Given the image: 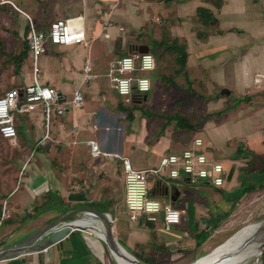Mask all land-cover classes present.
Here are the masks:
<instances>
[{
  "label": "crops",
  "instance_id": "crops-1",
  "mask_svg": "<svg viewBox=\"0 0 264 264\" xmlns=\"http://www.w3.org/2000/svg\"><path fill=\"white\" fill-rule=\"evenodd\" d=\"M17 3L22 11L31 14L39 30L47 32L52 23L60 20L83 28L88 45L48 42L41 56L40 83L58 94L66 113L54 122L52 140L36 150L34 162L28 159L22 167L21 177L27 188L25 194L10 202L3 218L7 226L0 238V251L62 219H66L64 225L77 230L45 247L52 232L48 233L21 254L0 264H121L113 257L106 236L85 232L93 228L104 235L106 232L105 222L87 212L90 209L109 216L118 246L142 264L197 263L245 228L236 232L245 220L246 208L264 194V0H19ZM161 6L167 12L173 6L177 20L192 19L199 15L200 9L217 20L215 32L206 31L204 38L197 32L191 40L186 39V47L178 44L185 47L183 53L187 59L183 60L181 72L177 70L175 74L194 68L190 92L214 109L221 107L216 109V119L211 117L202 127L192 130L181 125L179 114L169 112L164 113L168 119H161L164 130L155 131L151 117L148 120L146 115L138 114L136 106L133 110L129 108L133 104L142 107L148 95L147 100L125 104L116 98L107 76L120 59L115 57L116 52L129 55L137 48L127 42L132 27L139 18L142 25H152L154 18H163L156 11H161ZM21 18L24 19L23 15ZM123 28L128 29V35H122ZM50 48L56 55L50 53ZM64 53L67 56H61ZM87 59L98 77L85 83L83 67ZM164 59H156V69L147 73L150 79L160 69L164 77H169L167 68H162ZM174 59L177 64L182 60L178 54ZM257 76H263L259 84L255 82ZM29 81L31 84L33 73ZM153 86L152 82V90ZM217 87L229 90L230 94L221 92L213 100L205 97L212 95ZM19 88L23 86L14 89ZM78 88L84 93V101L81 109H74L70 102ZM233 92L236 96L230 103L228 96ZM239 99L243 101L240 104ZM173 100L184 99L178 95ZM122 108H128V112ZM38 109L15 117L18 133L15 143L19 141L28 157L32 155L28 141L35 146L44 135L35 129L34 121L39 120L43 130L42 109L41 112ZM140 117L142 123L136 130ZM194 130L205 132L209 140L201 138L209 145L210 157L224 163V185L198 181L200 186L190 190L182 188L193 184L187 178L175 179L176 185L168 187L169 199L162 201L173 204L181 212V221L169 230L163 216L156 223L144 217L135 222L129 220L122 158L129 159L136 170H148L164 156L188 148L200 137L193 136ZM30 132V137L25 135ZM89 141L98 142L104 152L118 157L94 159ZM0 218L3 220L1 215ZM263 224L264 220L250 225L255 229ZM9 236H13L11 243L4 241ZM253 244L259 245L258 252L251 251L250 257L245 256L240 264H248L251 258L255 264H264V245Z\"/></svg>",
  "mask_w": 264,
  "mask_h": 264
},
{
  "label": "built area",
  "instance_id": "built-area-1",
  "mask_svg": "<svg viewBox=\"0 0 264 264\" xmlns=\"http://www.w3.org/2000/svg\"><path fill=\"white\" fill-rule=\"evenodd\" d=\"M2 4L11 5L30 23L28 40L33 60V81L29 86L13 89L0 97V137L3 140L15 142L18 135L16 115L31 113L41 108L42 115H44L45 132L35 145L32 157L37 149L47 145L52 140L51 118L53 112L56 111L59 117L66 113V108L60 105L62 100L58 94L52 88L40 83L39 60L47 50V43L51 42L57 45L83 44L87 46L88 41L83 28L73 27L60 20L52 23L49 31H42L35 26L32 17L16 5L15 0H2ZM133 50L129 55L120 58L107 74L112 88L125 104L132 103L135 98H144L152 90V81L147 73L156 69V59L151 52L140 53L135 48ZM97 77L91 61L87 59L83 67V81L85 83L93 82ZM262 79L263 76H257L256 82L259 84ZM83 101L84 93L78 88L71 99V106L74 109H81ZM89 145L94 159L101 156L118 157L117 154L104 152L96 141H89ZM204 146V140L197 137L181 153L164 156L160 160L158 169L136 170L129 159L122 158L126 186L125 207L129 220L135 222L144 217L148 222L156 223L163 216L167 230L180 223L181 212L171 203H165L162 199L156 198L159 194L165 195L168 189L160 177L162 172L169 179L185 177L190 183L209 181L215 186H223L226 174L225 166L222 162L212 159L207 148V151H203ZM28 162L23 171H25ZM151 176H155L154 178L157 179L152 193L150 192L151 182L149 181ZM6 214L7 210L4 209L2 219ZM85 232L93 233L88 230Z\"/></svg>",
  "mask_w": 264,
  "mask_h": 264
},
{
  "label": "rangeland",
  "instance_id": "rangeland-1",
  "mask_svg": "<svg viewBox=\"0 0 264 264\" xmlns=\"http://www.w3.org/2000/svg\"><path fill=\"white\" fill-rule=\"evenodd\" d=\"M18 1L19 0H15V3L17 6L20 7V5L17 3ZM135 6L139 8L138 4H136ZM170 7L172 9L171 12L165 11L164 10L165 7L163 6H161L162 8L161 11L156 10L157 13L160 12L159 16L163 17L164 19L154 18V21L150 22L152 23V25L149 23L148 25H142V22L139 18V21H137V23L132 27L130 31L132 35L129 36V38L127 39V42L129 41L128 43L134 44V46L136 47L147 46L150 52L158 60L160 59V57H163V59L164 57L168 58V59H164V62L162 63V68H167L169 77L168 78L164 77L162 75L161 69L151 74L150 77L154 84L153 90L147 94L148 100L143 103L142 108L141 107L137 108L138 114H141L144 117L146 115V117H148V120L149 117H151L150 119H152L154 123L153 124L154 127L149 124L150 127H153L155 131H160V132L164 130L163 126L161 125V121H162L161 119L163 118L168 119L166 115H164V113L167 114L169 112H173L175 114H179L180 116L177 117L178 119H180V117H184L187 122H191L193 128L194 126L197 128L198 126L202 127L203 123H205L211 117L213 119H216L215 116L218 114L217 112L218 110L216 109H221V107H216V109H214L215 108L214 106L212 107L209 106V102L207 103L201 101L199 99H196L195 95L193 96L192 91L190 92V88L191 85H193L191 79L194 78L193 75L195 74L194 72L195 69L189 68L188 72L185 71L184 74L176 75L175 72L177 70H180V68L182 70L183 60L179 61V64H177L174 59L175 54H178V56L180 55L181 57L183 56L184 47L182 46L186 47V39L191 40L193 37H195L197 32H199V37L204 38L203 35L206 36L209 32L210 33L215 32L217 30L216 26L213 23H209V24L205 23L202 20V13L200 11L198 12L199 15H196V17H193L192 19L187 18L184 20H177L176 16L173 15L174 7L173 6ZM156 9L158 8L156 7ZM23 22L24 19L21 18V15L11 5L2 4V0H0V97L4 96L5 93L10 92L16 87H21V86L25 87L30 84L29 82H31L29 81V79L31 80V75L33 73V69H32L33 60L31 57L32 56L31 53L29 55L30 58L28 57V59L25 62H23L20 70L17 69V65L12 59V56H17L20 53L21 48L23 47V43L26 39V35H25L26 27H24ZM71 26L74 27L73 24H71ZM151 26H153V31L151 29L152 28ZM129 28L130 27H128V29ZM128 29L126 30L125 28H123V31L125 32L124 33L122 31L123 36H125L126 33L128 35L129 32ZM206 31L208 32L207 34ZM175 42L176 44H174ZM178 44H181L182 46H179ZM162 50H167L168 53H164L162 55L160 53V51ZM50 53L52 55H56L55 51L52 48H50ZM126 55L127 52L124 51H118L115 53V57L117 58H123ZM61 56H67V54L66 53L61 54ZM41 60L42 57L39 60L40 68L42 62ZM181 70L179 71V73L181 72ZM175 80L177 81L178 84L175 83ZM255 82H256V78H255ZM174 91L178 92L179 93L178 95L184 100L172 101L173 97L178 96L177 93H175ZM197 91L199 92L198 89ZM221 92H222V88L217 87L214 88L212 95H207L205 97L208 99L211 98L213 100L215 99V97L221 96ZM115 96L116 98L122 100V98H120L117 94H115ZM235 96H236L235 92H233L230 97L228 96V98L230 99L229 100L230 103L233 102ZM193 97L195 99H193ZM202 99H204V97ZM152 100H154V102ZM239 101H240L239 104L243 102L240 99ZM130 107L131 110H133L132 109L133 105L129 106V108ZM38 111L41 112V109H38ZM181 113H183V115ZM42 117L44 118V115H42ZM58 117L59 116L56 114V111H54L51 118L52 127ZM126 120H128L127 117ZM152 121L150 120V122ZM34 123L36 127L35 128L36 132L41 131L42 132L41 134L43 135V133L45 132V127H44L45 123L43 122L41 125L43 127V130L40 127L39 120L34 121ZM140 123H142L141 117L139 118V122L136 126V130H139ZM204 133L199 132L198 130H194L193 136L194 137L200 136L202 138L207 139L208 136H206V134ZM25 135L30 137L32 133L30 132ZM208 140L209 139H207L206 142ZM206 142L203 151H207L206 148L207 146H209ZM28 145H30V148L32 150L31 152H33L35 150V146L30 141H28ZM30 157L31 156L28 157L27 153L20 147L19 141L16 144L15 142L5 141L0 137V215L1 217L3 215L4 209L9 210L10 202H15L20 195L25 194V190L27 186L25 184L24 179L21 177V172L24 163ZM35 157H36V151L29 161L34 162ZM159 167H160V160L159 163L153 166L152 168L158 169ZM154 177L151 176L149 178V181L151 182V186H150L151 193L154 188L155 181H157V179ZM160 177L162 181L165 184H167V187L172 188L176 185L175 179L171 181L166 180L165 178L167 177L163 174V172ZM199 186L200 185H198V183L196 184L193 183L190 184L189 186H182V188L195 190ZM15 188L16 190L12 194V196L14 197L12 196L9 197V194L12 193V191ZM156 198L158 199L163 198L168 200L169 196H156ZM253 210H255V212H253ZM246 211L247 212L245 214V220L237 228L236 232L250 224H256L264 220V194H262L261 198L258 200L257 203L252 204V206H248L246 208ZM6 222H7L6 219L1 220L0 218V238L6 232V226H7ZM12 240H13V236H9L4 239V241L7 243H11ZM251 259L250 261H248V264H253V262L255 261V259L252 260Z\"/></svg>",
  "mask_w": 264,
  "mask_h": 264
},
{
  "label": "water",
  "instance_id": "water-1",
  "mask_svg": "<svg viewBox=\"0 0 264 264\" xmlns=\"http://www.w3.org/2000/svg\"><path fill=\"white\" fill-rule=\"evenodd\" d=\"M137 51H139L140 53H147L149 52L148 47H137L136 48ZM222 94L224 95H229L230 92L229 90L225 89L222 91ZM144 100H147V97L145 96L143 98ZM169 191L167 189L166 191V196H168ZM173 205V204H172ZM87 212L93 213L95 216H98L99 218H101L106 225V232H105V236H106V243L108 244L111 253H114L116 255H118L119 257L124 258L125 260L134 262L135 264H142L141 262H139L138 260L132 258L131 256L127 255L126 253H124L121 248L118 246V244L116 243V240L112 234V221L109 218V216L107 214L104 213H100L96 210H87ZM66 219H62L60 221L54 222L53 224L43 228L42 230H39L38 232L34 233L33 235L29 236L28 238H26L25 240H23L22 242L9 247L3 251H0V261H4V260H8L10 258H13L14 256L16 257L17 255L21 254L23 251L27 250L28 248L31 247V245L35 242H37L38 240L42 239L45 235H47L48 233H51V237L48 240L47 244L45 247H49L53 244H56L58 242H60L61 240H63L68 233L77 230V228H74L73 226L70 225H64L63 223L65 222ZM60 225L61 228H58ZM259 243L260 246L264 245V224L258 226L257 228H255L252 232L251 235L249 236V238L246 239V241L241 244V246L233 253V254H227L222 256L219 259V262H224L225 260L231 259L233 257V255L236 253H239L241 251H243L245 249V247L253 244V243ZM118 262V260H117Z\"/></svg>",
  "mask_w": 264,
  "mask_h": 264
},
{
  "label": "bare ground",
  "instance_id": "bare-ground-1",
  "mask_svg": "<svg viewBox=\"0 0 264 264\" xmlns=\"http://www.w3.org/2000/svg\"><path fill=\"white\" fill-rule=\"evenodd\" d=\"M255 227V226H254ZM254 227L252 225L245 227L244 229L237 232L232 238L224 245L219 247L217 250L212 252V254L197 263L194 264H240L243 262V258H247L245 256H249V253L255 252V254L258 252L259 245L257 244H251L245 249L239 253H235L231 259L225 260L224 262H219V259L227 254H233L240 246L243 244L247 238L251 235V232L254 230ZM93 233L99 234L101 237H105L104 233L99 231V229L93 228L91 230ZM218 244V243H217ZM214 247H217L216 245ZM212 248H210L211 250ZM213 250V249H212ZM202 251V250H201ZM112 255L115 257L116 260L120 261L121 264H135L134 262L125 260L122 257H119L118 255L112 253Z\"/></svg>",
  "mask_w": 264,
  "mask_h": 264
},
{
  "label": "trees",
  "instance_id": "trees-1",
  "mask_svg": "<svg viewBox=\"0 0 264 264\" xmlns=\"http://www.w3.org/2000/svg\"><path fill=\"white\" fill-rule=\"evenodd\" d=\"M199 11L202 13V20L205 23H207V24H209V23L217 24V20L214 19V18L212 19L209 13H207L203 9H200ZM23 18L25 19L23 24H24V27H26V29H25L26 39H25V41L23 43V47L21 48L20 53L17 56H12V59L16 63L18 70L21 69V66H22L23 62H25L28 59L29 52H30V43H29V40H28V32L30 30V23L24 16H23ZM42 29H44V28H42ZM44 31H46V30H44ZM174 44H176V43H174ZM181 58H182V60H184V62H186V59H187L186 53ZM138 100H143V98L142 99L135 98L132 103H135V101H138ZM133 106L139 107L138 105H134V104H133ZM122 109H125L128 112V108H122ZM131 117H132V115H131ZM180 119L182 120V124L181 125L185 126V128H188L189 130H191L193 128L191 122H187L184 117H180ZM16 127H17V125H16Z\"/></svg>",
  "mask_w": 264,
  "mask_h": 264
}]
</instances>
